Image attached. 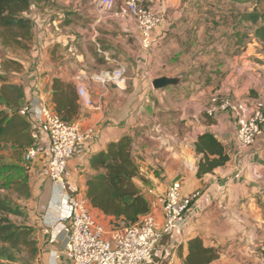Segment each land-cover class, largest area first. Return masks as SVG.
Here are the masks:
<instances>
[{
    "label": "crops",
    "instance_id": "crops-1",
    "mask_svg": "<svg viewBox=\"0 0 264 264\" xmlns=\"http://www.w3.org/2000/svg\"><path fill=\"white\" fill-rule=\"evenodd\" d=\"M174 0H164L171 18ZM97 0H39L30 7L33 43L25 54L8 51L22 64L12 77L25 88L21 103L30 105L51 101V80L59 77L87 87L93 106L82 108L72 118L89 136L77 145L65 171L66 190L86 196V179L93 173L88 165L91 154L105 149L122 135L132 138V152L139 167L138 188L153 189L157 200L154 214L159 226L163 221L161 206L169 184L176 178L182 191L200 190L196 208L181 226L162 233L152 249L154 259L184 264L188 239L198 236L205 245L222 248L220 256L209 264H264V125L262 133L249 146L242 147L235 136L233 119L226 112L207 117L204 108L213 94L234 100L250 99L264 109V51L253 39L234 57L230 72L214 86L197 88L192 96L181 97L179 86L153 89L151 66L153 49L137 48L139 33L131 19L97 21ZM165 21L154 30L158 43L166 36ZM169 31V30H168ZM167 31V32H168ZM253 36V35H252ZM119 62L126 75V85L118 88L103 83L94 75L111 69ZM174 75V74H170ZM161 76V75H160ZM185 79V78H184ZM183 79V80H184ZM179 95V101L175 95ZM78 101V100H77ZM79 104V102H78ZM30 130L36 134V156L25 163L17 159L14 148L3 147L6 170L1 182L26 179L31 196L19 199L27 206L29 221L38 248L33 264H66L62 251L66 242L63 222L45 231L42 216L47 210L50 180L47 176L48 136L43 121L29 114ZM211 132L225 146L228 161L211 172L196 176L199 156L194 142L203 132ZM0 182V183H1ZM96 218L110 226V218L93 208ZM36 228V230L34 229Z\"/></svg>",
    "mask_w": 264,
    "mask_h": 264
},
{
    "label": "built area",
    "instance_id": "built-area-1",
    "mask_svg": "<svg viewBox=\"0 0 264 264\" xmlns=\"http://www.w3.org/2000/svg\"><path fill=\"white\" fill-rule=\"evenodd\" d=\"M97 21L104 19H131L139 33V44L150 51L158 43L154 30L165 20L164 10H159V0H97ZM111 69H103L94 76L103 83H113L118 88L126 85L125 70L114 61ZM79 105L82 108L93 106L87 87L76 84ZM218 112L229 113L235 125V136L242 147L249 146L262 133L264 109L250 99L234 100L224 94H213L204 108L207 117ZM43 121L48 136L47 176L50 180V193L47 210L42 216V225L49 231L54 225L63 222L67 236L62 251L66 264H164L152 256V249L162 233L181 226L185 217L195 208V200L200 190L189 193L182 191V182L174 179L167 187L161 211L163 221L159 226L154 214L157 200L153 189H144L143 195L150 210L138 221L128 225L110 227L100 222L92 207L82 194H70L66 190L65 171L78 144L88 138L77 122L62 120L49 103L30 105L26 112ZM33 139L36 134L32 133ZM37 154L31 144L23 153V160L30 161ZM165 264H174L172 260Z\"/></svg>",
    "mask_w": 264,
    "mask_h": 264
},
{
    "label": "trees",
    "instance_id": "trees-1",
    "mask_svg": "<svg viewBox=\"0 0 264 264\" xmlns=\"http://www.w3.org/2000/svg\"><path fill=\"white\" fill-rule=\"evenodd\" d=\"M39 0H0V47L9 51L30 49L34 33L29 17L30 7ZM256 3L264 0H255ZM241 21L254 25L253 36L264 51V11L252 10L240 15ZM22 70V64L10 57L0 62V150L14 148L20 160L26 148L34 143L28 115L21 108L25 88L12 77ZM51 101L55 113L70 122L79 111L77 92L74 86L59 77L51 80ZM133 140L122 135L107 143L105 149L90 155L88 165L93 170L86 179V198L91 206L110 218V227L128 225L150 210L149 203L135 183L140 178L139 167L132 152ZM194 151L199 156L196 176L201 177L228 161L224 144L211 132L199 134L194 142ZM4 156L0 153V177L6 170ZM0 188L10 190L16 199L31 196L26 179L14 178L1 182ZM23 207L16 205L7 196L0 195V264H14V252L26 251L35 259L38 253L33 229L17 223L12 217H24ZM222 251L219 246L205 245L198 236L187 241L184 264H209Z\"/></svg>",
    "mask_w": 264,
    "mask_h": 264
},
{
    "label": "rangeland",
    "instance_id": "rangeland-1",
    "mask_svg": "<svg viewBox=\"0 0 264 264\" xmlns=\"http://www.w3.org/2000/svg\"><path fill=\"white\" fill-rule=\"evenodd\" d=\"M163 1L159 0V10H164V20L169 25L166 36L153 48L155 61L151 66V74L160 76L185 73V92L181 93V97L186 98L192 96L198 87L207 89L219 83L235 64L234 57L239 56L253 39L254 25L241 21V13L264 11V1L174 0L172 11L175 15L171 18L168 6ZM132 45V52L140 47ZM28 50L9 49L13 53L20 51L22 54L28 53ZM5 56H9L8 51L0 47V62ZM175 100L179 101L178 94ZM0 195L7 196L16 205L23 207L26 215L12 217L13 220L23 225L29 221L27 206L18 202L19 199L10 190L0 188ZM14 255V264L34 262L24 250L14 252Z\"/></svg>",
    "mask_w": 264,
    "mask_h": 264
},
{
    "label": "water",
    "instance_id": "water-1",
    "mask_svg": "<svg viewBox=\"0 0 264 264\" xmlns=\"http://www.w3.org/2000/svg\"><path fill=\"white\" fill-rule=\"evenodd\" d=\"M185 78V73H178L174 75H161L151 79V86L153 89H164L168 86H179Z\"/></svg>",
    "mask_w": 264,
    "mask_h": 264
}]
</instances>
